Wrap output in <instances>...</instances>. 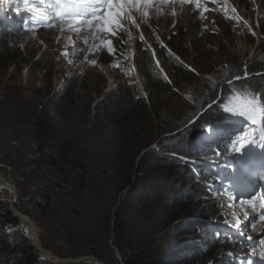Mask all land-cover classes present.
Listing matches in <instances>:
<instances>
[{"label":"rangeland","instance_id":"rangeland-1","mask_svg":"<svg viewBox=\"0 0 264 264\" xmlns=\"http://www.w3.org/2000/svg\"><path fill=\"white\" fill-rule=\"evenodd\" d=\"M0 3L13 20L12 28L20 26L15 32L16 48L12 54L2 55L0 60V181L6 179L4 182L8 185L6 190L0 188V197H3L0 198V213L8 209L18 218L10 223L0 220V237H8L5 240L11 247L10 256L18 257L20 246L28 241L34 245L33 249L41 252L44 249L43 255L49 252L60 261H75L85 256L95 258L91 254L95 251L103 259L112 257L121 264L112 231L103 234L102 224L92 229L90 215L92 218L97 208L90 197L85 200L88 212L85 218H67L73 240L65 235V228L60 225L62 220L43 215L35 208V200L42 201L45 196L42 195L44 183L36 176L35 155L26 130L28 111L42 101V109L56 110L58 115L67 111L77 125L88 109L89 118L95 117V107L112 91L129 94L135 87L148 97L149 111L153 110L151 96L143 83H155L145 77L139 53L144 47L155 44L166 61L161 65L154 50L153 62L163 75H160L162 81L169 82L173 95L167 94L162 107H157V115L141 112L136 118V124L142 125L139 131L142 136L137 144L149 146L138 157L128 152L126 158V164H133L135 172L143 171L138 174L136 195L126 202L135 208L137 232L124 236L120 243L125 250L152 248L155 254L148 252L150 264H232V261L234 264L237 261L264 264V220L261 219L264 208L260 207L264 200V173L260 171V151L247 152L240 148L242 143L232 155L226 154L224 158L227 157L230 165L238 162L244 165L246 176L240 181L233 177L232 170L225 168L221 170L225 179L210 173L217 182V194L208 202L198 198L197 191L194 193L197 181H190L188 173L180 171L185 164L184 156L175 160L179 149L177 141L203 115L199 110L203 99L194 93L195 88L205 95V90L214 86L215 78L225 67L238 62L245 67L255 61H264V0H199V7L194 3L152 0L151 6L133 12L135 25L125 20L124 27L116 35L104 32L96 36L93 35L96 30L90 31L86 26L78 33L67 29L64 21L57 20L52 11L43 10L34 0L28 6L31 12L26 7L13 9L12 0ZM144 11L148 12L147 17L143 16ZM44 12L49 18L43 17ZM224 13L233 17L234 22H226ZM256 17L261 26L252 34L247 25L251 24L250 18L254 22ZM109 40L111 52L104 43ZM230 86L233 85L227 87ZM235 97L230 96L228 109L242 102ZM77 107L82 110V119L73 112ZM230 113L231 118L216 132L222 140L228 131L229 134L235 132L241 121L255 124L247 115ZM175 123L182 124L181 128L167 132ZM94 125L96 132L101 127L96 125L103 123L95 120ZM89 128L87 124L83 132ZM101 128L97 139L106 141L109 133L105 127ZM160 146L165 151L157 150ZM86 148L89 152L93 150L89 144ZM151 150L154 154H150ZM148 154L151 157L147 158ZM199 163L216 166L205 159H200ZM212 203L213 207L207 205ZM148 206L157 207L156 216ZM199 220L205 221L210 230L227 235L229 240L214 244L203 228L196 226L202 225ZM31 225L36 237L28 228ZM28 231L29 237L23 235ZM258 232L260 236L256 237ZM15 235L18 237L11 239ZM206 240L210 242L208 248ZM37 254L40 259L37 264H53L48 262L51 259L45 261Z\"/></svg>","mask_w":264,"mask_h":264},{"label":"trees","instance_id":"trees-1","mask_svg":"<svg viewBox=\"0 0 264 264\" xmlns=\"http://www.w3.org/2000/svg\"><path fill=\"white\" fill-rule=\"evenodd\" d=\"M3 14H6V12L0 3V60L2 55L12 54L13 49L17 46L15 33L10 29L9 23L3 17ZM223 19L226 22H234V18L227 16L225 13ZM152 48L156 51L159 61L162 58V65L163 61H166V57L161 54L159 49L157 51L155 44ZM139 60L142 61L141 65H144L145 77L151 83H155L151 85L143 83L145 90L151 96L152 113L149 111L148 97L139 91V87H135L134 91L129 94L112 91L95 107L97 113L95 117L89 118L91 112L88 109L84 119L80 120L77 125L67 111L58 115L56 110L50 112L49 109H42L44 106L42 101L36 102L28 111L26 124V130L29 133L30 143L35 155L36 176L44 183L42 195L45 197L42 201L35 200V208L43 215L62 220L60 225L64 226L65 235L71 239V232L66 224L67 218L75 220H79L82 216L85 218V213L88 214L85 211V200L90 197L97 208L92 218L90 215L92 229L98 228V225L102 224L101 232L103 234L108 235V232L112 231L115 237L114 246L121 257V264H150L151 258L148 252L155 254L152 248L147 247L141 250L136 247L125 250L122 243H120L121 240L123 241L124 236L137 232L138 220L135 208L126 202L136 195L138 174L143 171L135 172L133 164L129 166L126 164V158L128 152H133V155L138 157L149 146L137 144L142 136V132H139L142 131V125H139V130V126L136 124L138 115L141 112L147 115H157V107H162L167 94L173 95V93H170L169 82L162 81L160 78L162 74L156 70V64L146 47L139 53ZM183 73L187 74V71ZM228 84L233 86L227 87ZM213 85L211 89L207 88L205 90L206 96L202 92L198 93L200 91L195 88L194 93L203 99L201 108H199L203 114L202 118L193 123V127L187 130L183 138L179 139L176 144L179 149L175 160L179 161L178 157L184 156L185 162L184 165H181L180 171L188 173L190 181L192 179L197 181L194 193L197 191V197L204 202L210 201L211 196L214 197L215 187L214 181L210 179L206 171L207 166L199 163V160L209 159L219 161L220 164H226V162L216 158L215 154L209 151L205 153V156H200L196 151V147L201 146L207 137L210 138L215 130L225 125L230 115L224 109L227 108L225 105L231 95L239 96L240 93H251L258 102V106L264 107V61H255L245 67L243 63L239 62L227 66L215 78ZM40 107L41 109H39ZM45 107L47 106L45 105ZM73 112L82 119V110L79 107ZM257 112L263 119L264 115L260 111ZM219 114H221L220 117ZM90 120L91 122H89ZM95 120L103 123V125H96V127H105L110 136L106 140L109 143L104 139H97L103 128L100 127L98 131L94 132ZM87 124L90 128L87 132H83ZM181 125L175 123L167 129V132L177 131L181 128ZM91 131L92 134L90 135ZM87 141L90 143H87ZM87 144L91 149L93 148L92 152L87 150ZM253 146L256 147V144ZM157 150L163 151L164 149L160 146ZM152 153L153 150L150 154ZM149 157L151 155L148 154L147 158ZM173 164L175 165V163ZM173 164L171 166H174ZM234 173L236 176L243 178L238 169ZM207 205L214 206L213 203ZM147 209L153 216H156L157 207L152 206L150 208L148 206ZM1 219L10 223L17 221L18 218L6 209L4 214L0 213ZM199 221L202 222V227L200 225L196 226L203 228L205 235L214 244L222 242V240H229L228 236L221 235L206 227L205 221ZM17 237L18 235L11 236V239ZM7 238L6 236L0 237V264H37L40 262L36 250L32 248L28 241L20 246L18 257L10 256L11 247L5 240ZM20 239L18 238V240ZM206 243L208 248L210 242L206 240ZM199 247L201 248V245ZM91 254L105 264H118L112 257L110 260H106L95 251H92ZM239 262L237 261L236 264ZM231 263L234 264L233 261Z\"/></svg>","mask_w":264,"mask_h":264},{"label":"snow or ice","instance_id":"snow-or-ice-1","mask_svg":"<svg viewBox=\"0 0 264 264\" xmlns=\"http://www.w3.org/2000/svg\"><path fill=\"white\" fill-rule=\"evenodd\" d=\"M161 3H168L169 0H160ZM179 3H194L199 7V0H173ZM38 5L43 10L52 11L57 20L64 21L67 29L79 32L85 26L88 30L95 29L96 33L107 32L110 35H116L117 31L124 27L123 21H130L136 24V18L133 12H140L142 7L151 6L152 0H37ZM207 10V9H205ZM143 16L147 17L148 12L144 11ZM175 15V11H173ZM139 27V25H136ZM65 28L62 27L61 31ZM109 52L111 41H106ZM95 64V61H92ZM118 67L119 65H114ZM239 99L242 101L233 109L225 108L226 112L231 111L236 115H247L248 119L255 121L257 111L264 115V107H259L257 101L251 93H240ZM243 147V145H241ZM239 151V149H237ZM255 207V204H253ZM260 207L264 208V200L260 202ZM264 220V216L261 217Z\"/></svg>","mask_w":264,"mask_h":264},{"label":"bare ground","instance_id":"bare-ground-1","mask_svg":"<svg viewBox=\"0 0 264 264\" xmlns=\"http://www.w3.org/2000/svg\"><path fill=\"white\" fill-rule=\"evenodd\" d=\"M14 4H15V1H14ZM252 20H253V18H251ZM251 20V21H252ZM256 24H257V27L258 28H260V22L258 21V18H256ZM15 26V25H14ZM133 32V31H132ZM136 34V33H135ZM134 34V35H135ZM149 34V33H148ZM146 35V34H145ZM137 36V35H136ZM134 37V36H133ZM139 38V37H138ZM136 43V42H135ZM138 43V42H137ZM159 47V46H158ZM172 47V46H171ZM157 51H158V49H157ZM175 51V50H174ZM161 56V55H160ZM50 58H51V55L49 56ZM161 58V57H160ZM162 59V58H161ZM161 59H160V61H161ZM159 60V59H158ZM140 63V62H139ZM163 65V64H162ZM140 66V65H139ZM144 66V65H143ZM143 68V67H142ZM141 68V69H142ZM181 68H183V67H181ZM154 69V68H153ZM155 70V69H154ZM190 74V73H189ZM191 75V74H190ZM149 78V77H148ZM134 79V78H133ZM150 79V78H149ZM154 79V78H153ZM168 80V79H167ZM233 82V81H232ZM231 83V82H230ZM193 89V88H192ZM187 92V91H186ZM187 95V94H186ZM188 97V96H187ZM234 97V96H233ZM149 100V99H148ZM228 100H230V98L228 99ZM219 102H221V101H219ZM218 102V103H219ZM229 102L230 101H228L227 102V104H229ZM239 102V101H238ZM214 103V102H213ZM258 103V102H257ZM226 104V105H227ZM213 105V104H212ZM225 105V106H226ZM235 105V104H234ZM261 105V104H260ZM264 105V104H263ZM261 107V106H260ZM229 108V107H228ZM232 109V108H231ZM210 111V110H209ZM212 111V110H211ZM208 112V111H207ZM230 112V111H229ZM225 114V113H224ZM196 115V114H195ZM220 115L221 114H219V117H220ZM202 116V115H201ZM227 116V115H226ZM223 117V116H222ZM229 117V116H228ZM245 117H246V115H245ZM256 117V116H255ZM199 118V117H198ZM239 118V117H238ZM262 118V117H261ZM249 120V119H248ZM262 120H264V118L262 119ZM198 121V120H197ZM217 121V120H216ZM220 121V120H219ZM222 121V120H221ZM232 124V123H231ZM213 125V124H212ZM216 125V124H215ZM213 127V126H212ZM215 127V126H214ZM217 128H218V126H217ZM217 132V131H216ZM220 132V131H219ZM221 133V132H220ZM210 136V135H209ZM223 136V135H222ZM200 137V136H199ZM203 143V142H202ZM196 145V144H195ZM239 150H240V148H239ZM238 151V150H237ZM239 152V151H238ZM227 158V157H226ZM221 162V161H220ZM235 163V162H234ZM233 163V164H234ZM252 163V162H251ZM257 163V162H256ZM259 165V164H258ZM211 166V165H210ZM214 166V165H213ZM242 166H244V165H242ZM256 166V165H255ZM257 169V168H256ZM244 170H246V169H244ZM248 171V170H247ZM253 171V170H252ZM226 174V173H225ZM231 174V173H230ZM247 175H248V173H247ZM251 176V175H250ZM202 177V176H201ZM215 177V176H214ZM238 177V176H237ZM263 177V176H262ZM2 178V177H1ZM226 178V177H225ZM203 180H205V179H203ZM253 181H255L254 180V178L252 179ZM4 181H6L7 182V180L6 179H3V181H0V188H2V189H4V190H6V186H8ZM222 181V180H221ZM211 182V181H210ZM2 183H5L6 185H4V187H3V185H2ZM212 183V182H211ZM249 183V182H248ZM243 187V186H242ZM259 187V186H258ZM218 189V188H217ZM10 190H12V189H10ZM8 191V190H7ZM208 192V191H207ZM213 192V191H212ZM206 195H208V194H206ZM1 198V197H0ZM209 198V197H208ZM211 198H212V196H211ZM214 199V198H213ZM249 201H250V199H249ZM258 214V213H257ZM261 215V214H260ZM23 221V220H22ZM26 223V222H25ZM207 227V226H206ZM29 228V230H30V232H32V234H34V236L36 237V234H35V230L33 229V227H32V225H31V228L30 227H28ZM206 230V229H205ZM29 232V233H30ZM224 232V231H223ZM262 232H264V229H263V231ZM215 235H216V233H215ZM258 236H260V233L258 232L257 234H256V237H258ZM217 237V236H216ZM228 238V237H227ZM35 239V238H34ZM37 239V238H36ZM212 239V238H211ZM35 243V242H34ZM41 250H42V248H41ZM44 250V249H43ZM43 250H42V255H43ZM44 257H46V258H48V259H51L52 260V262H54V263H57L58 262V260H56L55 258H53L51 255H50V253L49 252H44V255H43ZM230 256V255H229ZM80 259V258H79ZM78 260V259H77ZM77 260H75V261H77ZM233 260V259H232ZM235 260V259H234ZM240 260H241V258H240ZM100 262H98L96 259H91L90 260V262H88V263H86V264H99ZM240 263V262H239ZM100 264H102V263H100Z\"/></svg>","mask_w":264,"mask_h":264},{"label":"water","instance_id":"water-1","mask_svg":"<svg viewBox=\"0 0 264 264\" xmlns=\"http://www.w3.org/2000/svg\"><path fill=\"white\" fill-rule=\"evenodd\" d=\"M22 220H24L23 217H22ZM24 226H26V223H24ZM25 234L29 237V231L26 232ZM32 246H34V245L32 244ZM36 251L40 254L41 259L48 261V259L42 255V252L38 248H36ZM91 259H95V258L92 256H85V257L78 259L77 261H60V260H58L57 263H54V262L49 260L48 262L53 263V264H78V263H88V262H90Z\"/></svg>","mask_w":264,"mask_h":264}]
</instances>
